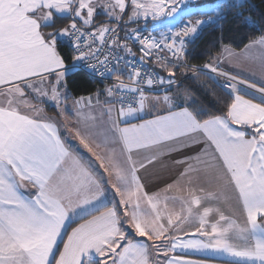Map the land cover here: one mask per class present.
Segmentation results:
<instances>
[{
	"label": "snow or ice",
	"instance_id": "obj_1",
	"mask_svg": "<svg viewBox=\"0 0 264 264\" xmlns=\"http://www.w3.org/2000/svg\"><path fill=\"white\" fill-rule=\"evenodd\" d=\"M250 7L0 0V264H264V11Z\"/></svg>",
	"mask_w": 264,
	"mask_h": 264
},
{
	"label": "trees",
	"instance_id": "obj_2",
	"mask_svg": "<svg viewBox=\"0 0 264 264\" xmlns=\"http://www.w3.org/2000/svg\"><path fill=\"white\" fill-rule=\"evenodd\" d=\"M247 4L251 6L250 8H248V11L253 13L254 15L258 16L260 12L264 11V3H262V0H247ZM192 18L194 19L196 18V16L194 15ZM230 19L231 18H229V21L225 22L223 25L225 30H227V28L230 26ZM245 34L250 35V33H247V32H240L239 35H236L235 33H233V35L235 36L237 40H239L240 36L245 35ZM217 35H219V32H218V26L216 25L208 27L204 30L201 38L196 42V45H195L196 54L194 58L190 59V63L195 64V65H202L203 63L206 62L207 60L206 53L212 47L211 42L215 40V37ZM178 78H179V73H178ZM77 79L78 81H83V77H78ZM84 82L86 83V81ZM102 86L103 85H100L98 83H93L91 85V87L93 88L102 87ZM184 86H187V85H184ZM208 103L211 104L213 103V101L209 99ZM220 107H222V105H216V108H220Z\"/></svg>",
	"mask_w": 264,
	"mask_h": 264
},
{
	"label": "crops",
	"instance_id": "obj_3",
	"mask_svg": "<svg viewBox=\"0 0 264 264\" xmlns=\"http://www.w3.org/2000/svg\"><path fill=\"white\" fill-rule=\"evenodd\" d=\"M228 70L229 71H234V69H231V68H229ZM174 175H175V169H172L170 171L164 172L163 176H162V179L168 180ZM146 183L148 184V187H149L150 190H156L155 185H156L157 181L148 180V181H146ZM181 255H183L187 259H192V260L205 259V256L203 254L197 253V252L191 251V250L186 252V253H181ZM224 259H227V258L226 257H214V258H212V264H220V261L224 260Z\"/></svg>",
	"mask_w": 264,
	"mask_h": 264
},
{
	"label": "rangeland",
	"instance_id": "obj_4",
	"mask_svg": "<svg viewBox=\"0 0 264 264\" xmlns=\"http://www.w3.org/2000/svg\"><path fill=\"white\" fill-rule=\"evenodd\" d=\"M214 2V0H198V3L199 4H211V3H213ZM193 6H196L195 4L193 5ZM197 18V17H196ZM196 18H192L193 20H195ZM203 18V17H202ZM205 19H206V17H205ZM151 23H155V22H151Z\"/></svg>",
	"mask_w": 264,
	"mask_h": 264
},
{
	"label": "built area",
	"instance_id": "obj_5",
	"mask_svg": "<svg viewBox=\"0 0 264 264\" xmlns=\"http://www.w3.org/2000/svg\"><path fill=\"white\" fill-rule=\"evenodd\" d=\"M135 50V49H134ZM112 81H107L106 83H111Z\"/></svg>",
	"mask_w": 264,
	"mask_h": 264
}]
</instances>
